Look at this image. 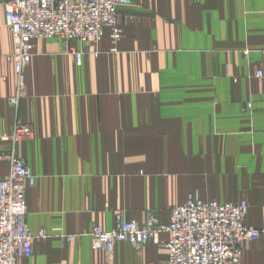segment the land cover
<instances>
[{
  "label": "crops",
  "instance_id": "1",
  "mask_svg": "<svg viewBox=\"0 0 264 264\" xmlns=\"http://www.w3.org/2000/svg\"><path fill=\"white\" fill-rule=\"evenodd\" d=\"M9 1L0 0V132L16 121L31 128L14 154L35 178L26 223L46 235L19 264H166L151 241L116 243L109 263L88 234L111 230L115 212L166 223L188 196L246 201L245 224L264 226V81L254 77L264 0H128L117 8L115 53L107 30L96 46L71 43L80 64L59 39L36 42L16 108ZM8 150L0 142V180ZM241 264H264V240L243 245Z\"/></svg>",
  "mask_w": 264,
  "mask_h": 264
},
{
  "label": "built area",
  "instance_id": "2",
  "mask_svg": "<svg viewBox=\"0 0 264 264\" xmlns=\"http://www.w3.org/2000/svg\"><path fill=\"white\" fill-rule=\"evenodd\" d=\"M127 3L128 0L7 2L5 24L14 42L9 60L14 65L17 80L16 93L9 103L16 108L19 100L26 96L23 70L29 64L36 42L57 38L63 52L72 54L80 64L82 52L76 51L71 43L96 46L107 30L111 44L116 46L123 35L117 22V8ZM88 52H93L91 46ZM261 57L255 78L264 81V48ZM31 138V128L17 121L10 135L0 132V142L9 146L5 156L8 173L0 180V264H19L21 259L31 258L33 244L46 238L43 232L32 235L26 223L25 193L34 185L35 178L26 160L14 154L17 144ZM248 209L246 201L222 204L188 196L183 205L169 208L166 223L159 222L153 212L144 214L142 224L127 221L123 212H115L111 230L94 226L88 235L92 248L102 250L109 263L113 261L116 243L141 248L151 241L167 250L166 264H241L243 245L264 240V226L254 228L245 224ZM161 234L167 236L162 242ZM71 237L65 240L70 241Z\"/></svg>",
  "mask_w": 264,
  "mask_h": 264
},
{
  "label": "rangeland",
  "instance_id": "3",
  "mask_svg": "<svg viewBox=\"0 0 264 264\" xmlns=\"http://www.w3.org/2000/svg\"><path fill=\"white\" fill-rule=\"evenodd\" d=\"M195 2H197L198 0H194ZM122 29V28H121ZM123 30V29H122ZM123 36V35H122ZM122 38V37H121ZM121 40V39H120ZM117 45V44H116ZM113 49H114V51H113ZM111 52H113V53H115L117 50H116V46H113L112 45V48H111V50H110ZM254 77H255V74H254ZM18 145V144H17ZM3 179V178H2ZM109 231V230H108ZM92 247V246H91Z\"/></svg>",
  "mask_w": 264,
  "mask_h": 264
}]
</instances>
